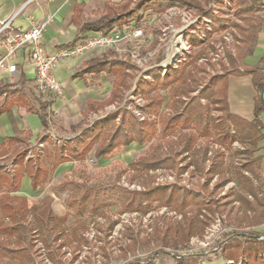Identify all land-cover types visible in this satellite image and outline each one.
<instances>
[{
	"label": "trees",
	"instance_id": "trees-1",
	"mask_svg": "<svg viewBox=\"0 0 264 264\" xmlns=\"http://www.w3.org/2000/svg\"><path fill=\"white\" fill-rule=\"evenodd\" d=\"M205 6L202 7L198 0H122L119 5H113L111 2H105L102 11H95V15L100 17L93 22L81 24L78 28L80 35L87 32L93 34H109L114 29L122 28L131 25L132 27H139L145 18L146 13H163L170 8L176 9H195L197 13H202L210 23L213 24V32H221L226 29V19H218L214 17L213 13L206 8L213 0H202ZM222 3L223 0H216ZM220 9L223 10L221 7ZM233 13L238 18H246L251 20L252 24L248 26L238 27L243 33L242 47L240 48V57L250 55L254 49L257 33L261 28V20L255 13L258 11L255 7L254 0H235L232 5ZM255 16V17H254ZM254 20V22H252ZM192 31L196 30L194 25H191ZM187 34H189L187 32ZM155 35L160 34L156 31ZM206 38L210 36L206 33ZM186 42L190 48L201 47L202 43L197 39L194 33L186 36ZM157 38L150 46L152 51L156 48ZM201 55V54H199ZM198 55L186 56L184 64L176 66L168 70L167 74H161L159 69H152L146 72L152 80H140L138 82L137 91L134 94H141L147 97L152 92L160 91L155 97H147V103L142 107L145 111H155L160 108H170L173 113L169 116H161L160 125L161 131L157 138L165 139L172 130L180 132L177 138L176 147L174 141L165 140L168 144L169 154L161 155L159 147L153 150L145 157L141 158L131 164L134 168L145 169L146 171L157 168L173 169L176 166L178 157L185 162L187 156L191 155V162L187 161L182 168L191 165L198 173L205 171L204 163L208 159L209 152L208 144L203 147L194 149L195 143L198 139L212 140V143L217 144L225 150H231L233 143L240 144L243 151H234L231 155L242 156L243 160L238 168H235L231 177L228 176L229 169L225 162V155L216 152L212 158L211 165L207 174L211 179L214 175H219L221 185L228 181H236L239 185L240 191H232L221 202L219 200H212L210 205H205L199 195H195L183 187L177 185L154 187L147 192H133L122 189L123 212H141L146 214L150 211L154 204L158 207H167L175 213L186 217V210L195 206L206 210L209 214H225L228 225H234V229L224 235L221 252L226 259L237 264L240 258H244L246 262L240 264H264V233L257 231L239 232L238 229L242 226L255 228L264 225V183L257 186L255 181H260L261 172V156H255L257 144L264 139L262 134L263 125L260 120V115L264 113V103L260 97V92L264 87V75L261 73L259 67L250 70L251 83L257 92L254 105V117L251 121L242 120L229 113L226 101L223 98L214 101L215 91L211 85L202 87L201 90L194 96L190 94L196 91L198 79L194 77L192 71H186L188 66L194 65V59ZM161 59V58H160ZM159 59V60H160ZM187 62V63H186ZM134 68V65L124 62L114 56L113 52L101 54L88 59L83 68L77 73L76 77L85 78L90 76L94 80H99L102 74L113 77L112 89L110 92V103L119 98L120 91L125 85L123 75H126V70ZM180 96L188 99V102L183 103L179 100ZM204 99L209 104L206 106L201 104L200 100ZM218 103L220 109L223 110V116L217 124H213L208 113L209 105ZM52 101L45 100L34 104L33 98L26 87V81L23 76H20L17 87H11L8 84L0 83V115L9 113L10 109L17 105L25 109L29 114L38 117L41 126L44 130L49 129V109ZM104 105L95 101H88L86 108L90 112H97L101 110ZM120 123L115 124V120L119 113H110L106 117L96 120L91 127L83 129L80 134L73 137L67 142V147L60 145L55 150L48 154V163L51 169L43 164L39 159L27 160L25 162V152H19L14 159L13 174L5 171V162L0 165V234H6L9 237H15V242L10 243L12 246L0 244V262L4 259L11 263L18 264H35L34 255L37 251L35 249L33 240L34 236H38L41 240L48 259L53 264H61L58 258V251L63 247L76 244H88L89 241L84 236L85 224L80 220H75L73 224L66 228L65 223L68 214L62 217L57 216L52 207L49 198H46L39 204H29L28 200L16 195L20 188L21 179L27 176L30 180V186L33 191L40 188L50 171L55 170L60 165L74 161H83L86 156L94 149V157L96 159L107 160L112 153L119 148H126L132 143L143 145L150 142L156 136L155 124L151 121L138 119L131 113L125 110H120ZM231 126L233 129L231 130ZM219 131H218V130ZM217 130V132H216ZM31 138L30 132L14 130V135L6 140V144L13 145L14 143L27 144ZM48 140L45 137L41 138L42 142ZM4 146L2 149L5 150ZM9 161V160H8ZM7 163V162H6ZM231 169V168H230ZM231 171V170H230ZM244 172H248L249 176ZM228 176V177H227ZM69 184H75L67 182ZM219 185V186H221ZM80 186H84L81 184ZM95 189L85 188L83 192H79L74 201L71 200L69 206H75L77 214H83L84 209L87 208L85 203L89 201L91 206L95 204ZM91 196V197H90ZM249 196L252 198L250 199ZM237 201L241 207L244 208V213L239 214L234 211L233 202ZM248 212L250 213L248 215ZM32 215V220H27V216ZM103 215V214H102ZM109 218V217H106ZM164 217H159L155 220V236H158L159 230L156 223L162 221ZM3 219V220H2ZM8 219V222L5 221ZM202 223V222H201ZM116 222L108 221L107 231L111 230ZM208 223H202L206 226ZM188 226V224H187ZM170 228H167L168 231ZM190 226L183 228L182 239L179 243L173 242V247L177 248L178 244L187 246L189 238L192 234ZM127 232L130 230L127 228ZM105 233V230H100ZM163 233L160 239L164 245H168L167 235ZM33 234H35L33 236ZM131 243L125 248L124 253H133L137 245V239L131 233L129 234ZM262 237V239H259ZM60 241L59 244H56ZM146 240H141L145 243ZM15 245L17 247H15ZM76 249V247H73ZM30 251H33L30 254ZM103 256L108 262L109 256L103 253ZM177 256L176 261L179 264H201L198 262V255H173ZM141 261L136 259L129 264H140ZM144 264V263H143Z\"/></svg>",
	"mask_w": 264,
	"mask_h": 264
},
{
	"label": "rangeland",
	"instance_id": "rangeland-1",
	"mask_svg": "<svg viewBox=\"0 0 264 264\" xmlns=\"http://www.w3.org/2000/svg\"><path fill=\"white\" fill-rule=\"evenodd\" d=\"M198 1L205 8L203 1ZM234 1L223 0L220 4L213 0L206 7L213 13L214 17L226 19V29L221 32H213V24L210 23V20L202 13H197L195 9L176 8H170L163 13H146L139 27H132V23L131 25L117 28V30L119 29L118 34L121 33V35L132 34L135 30H140L141 35L138 38L124 36L123 40L114 47L101 48L87 54L90 59L101 54L113 52L118 59L134 65V68L127 69L125 71L126 75H123L125 85L120 91L119 98L110 103L109 96L114 80L113 77L102 74L99 80H94L90 76H86L80 82L78 93L71 95L69 92L71 98L67 102L66 100L63 102L64 107L62 109L50 107L48 116L49 129L44 130L42 127L37 138L31 139L30 143L26 145L14 143L13 145H8L9 150H4L6 157L9 159L5 163L6 172L13 174L15 168L14 159L19 152L26 153L25 162L30 159H39L40 162L51 169V165L48 163V154L52 153L60 145L67 147V142L70 139L80 134L83 129L91 127L96 120L102 119L110 113H119L115 124L120 123V110L133 114L138 121L146 119L155 124L156 136L150 142L141 146L132 143L126 148H119L107 160L96 159L94 157L95 148H93L85 160L80 162L72 160L60 165L55 170L50 171L49 176L40 188L35 191L29 189L27 195L23 196L31 205L39 204L49 198L51 207L57 216L69 215L65 223L66 228H69L75 220H80L85 224L84 236L89 243H74L60 249L57 253L61 264H129L136 259L141 261L140 264H179L180 262L176 261L177 256L173 255L186 254L198 255V262L201 264H235L233 261L226 259L221 252L222 244L220 243L224 235L234 229V225L227 224L225 214L211 215L202 208L198 210L197 207L191 206L186 210V217L183 218L182 215L167 207L160 208L157 204H154L153 208L146 214L141 212L130 213L123 212L121 204L123 200L122 189L144 193L154 187L173 184L201 196L205 205H210L212 200L222 202L230 192L241 190L236 181H228L221 185L219 175H214L210 179L207 174L213 156L216 152H220L225 155V162L229 169L227 174L231 177L235 171L234 169L238 168L243 160L240 155L234 157L231 155L234 151H243L244 147L236 142L232 144L231 150H225L212 143V140L198 139L194 149L203 147L205 144H208L209 147L208 159L204 163L205 171L201 174L191 165L184 169L182 168L187 161L191 162L192 160V156L187 154L184 155L187 156L185 162H180L182 161L180 157L176 159L178 163L173 169L157 168L146 171L145 169L141 170L131 166L133 162L145 158L153 150L152 148L156 149L159 147L161 155H168L170 153L168 144L164 141H174V147H176V140L180 135V132L174 129L165 136L164 140L157 138L161 131L160 118L161 116L172 115L173 111L170 108H160L150 112L142 109L147 103V97H155L161 93L160 91L152 92L147 97H143V95L138 93L134 94L137 91L140 80L150 81L153 84V80L146 75L148 70L159 69L161 74H167L169 69L176 68L179 65L182 66L187 61V55L191 54L194 58L195 55H198L194 59V65L192 67L188 66L186 69V71H192L194 77L198 79L196 91L190 95H196L202 87L210 86L211 81H214V84L211 85L215 91L214 101L221 99L223 81L227 76L245 72L239 55L243 44V33L235 24L248 26V24L252 23L247 17L244 19L234 15L232 10ZM221 7L223 10L220 9ZM191 25L196 27L195 31L190 29ZM156 31L160 36L155 35ZM187 32L189 34L194 33L197 39L201 41L202 46L190 48L186 42V36L189 35ZM206 33L210 34L208 38L205 36ZM156 38V48L150 51L149 48ZM29 93L35 105L39 101H44V99L49 101L56 99L52 94L48 92L41 93L37 89L30 90ZM89 100L104 105V107L97 112H90L86 108V102ZM179 100L183 103L188 102V99L184 96H180ZM200 102L206 106L209 104L204 99H201ZM208 113L213 119L211 121L214 125L223 116V110L220 109L218 103L209 105ZM230 129L232 130L233 127L231 126ZM42 137L48 140L42 142ZM40 141L44 147L40 152H37L36 145ZM3 162L4 160H1L0 165ZM244 174L249 176L248 172H244ZM67 182L77 183V185ZM262 183L264 181H262L260 175V181H255V184L260 186ZM81 184L84 186H80ZM85 188L95 189V204L91 206V203L87 201L85 203L87 208L84 209V213L77 214L76 207L69 205L71 200L74 201L77 194L83 192ZM18 195H20L19 192ZM249 198L252 199L250 196ZM233 207L234 211L239 214L245 211L237 201L233 202ZM159 217H164V220L156 223L159 230L158 236H162L165 230L170 228L165 233L168 245H164L160 239L161 237L155 236L156 227L154 222ZM27 220H32V215H28ZM5 221L8 222L6 219ZM108 221L116 222L109 231H107ZM201 222L208 224L202 226ZM189 226L192 228V234L187 246L178 244V247L174 248L172 246L173 242L179 243L182 239L181 230L183 228L187 229ZM127 228L130 232H127ZM100 230H105L106 232L103 233ZM250 230L264 233V225L255 228L242 226L238 229L239 232ZM130 233L137 239V245L133 253L128 252L125 254V248L131 243ZM11 238L1 233L0 244L12 246L13 244H10V240L12 243L15 241ZM32 239L34 247L36 242H41L38 236H34ZM141 240L146 241L143 243ZM59 243L60 241L56 242V244ZM15 247L17 246L15 245ZM73 247H76V249H73ZM33 250L36 251V248ZM32 253L33 251H30V254ZM103 253L109 256L108 262H106ZM262 256L264 257V255ZM34 258L35 264H47L43 257L40 258L38 256L37 252ZM242 262H246L243 257L240 258L237 264ZM0 264L15 263L4 259L3 263L0 262ZM49 264L53 263L49 260Z\"/></svg>",
	"mask_w": 264,
	"mask_h": 264
},
{
	"label": "crops",
	"instance_id": "crops-1",
	"mask_svg": "<svg viewBox=\"0 0 264 264\" xmlns=\"http://www.w3.org/2000/svg\"><path fill=\"white\" fill-rule=\"evenodd\" d=\"M121 1L35 0L33 3L26 4L27 0H0V21L9 18L11 19V26L14 29L27 30L39 22L50 18L42 36V44L46 51L51 53L60 48L71 46L78 39L94 35L91 32L80 35L78 33L79 26L98 19L100 16L95 15V11H102L105 2L119 5ZM254 1L255 7L258 10L255 15L261 20V28L257 33L254 49L250 55L245 56L241 60L245 72L229 75L224 79L222 85L223 95L221 97H224L229 113L245 121L253 119L255 99L257 97V92L251 83L249 71L255 67H259L261 73L264 75V0ZM1 54L0 50V56ZM88 56L86 53L73 59L62 60L57 64L54 69V75L61 83L64 93L63 97L51 100L52 108L62 109L64 107L63 102L65 100L67 102L72 94L78 93L80 82L85 78H79L76 75L89 59ZM12 63L16 67V74L11 76L6 71L0 69V83L17 87L20 76H23L28 91L37 89L34 80L35 70L30 61L28 51L26 49L20 50L13 58ZM259 118L263 125L262 134L264 135V113ZM41 128L42 126L37 116L27 113L25 109L17 105H14L9 113L1 114L0 161L4 160L6 163L9 160L2 148L6 146L5 150H9L6 140L14 135V130L30 132L31 140L37 138ZM30 140L28 143H30ZM254 155L262 157L260 175L262 181H264V139L258 142ZM29 189H31L30 180L27 176H23L18 191L20 193L19 196L27 195ZM16 194L18 195V193Z\"/></svg>",
	"mask_w": 264,
	"mask_h": 264
},
{
	"label": "built area",
	"instance_id": "built-area-1",
	"mask_svg": "<svg viewBox=\"0 0 264 264\" xmlns=\"http://www.w3.org/2000/svg\"><path fill=\"white\" fill-rule=\"evenodd\" d=\"M34 1L27 0L26 4L33 3ZM49 21L50 18L39 22L30 29L17 30L11 26V19L1 20L0 50L2 54L0 56V69L14 76L16 74V67L12 63V60L20 50L26 49L30 61L34 66V80L37 90L41 93L48 92L55 98L62 97L64 93L61 83L54 75V69L60 61L73 59L101 48L114 47L123 40L124 36L138 38L141 35L140 30H135L132 34L121 35V33L118 34L119 29H114L109 34H94L86 38H81L69 47H63L48 53L42 44V36ZM36 147V151L40 152L44 145L42 142H38ZM12 238L15 241V238ZM259 239H262V237H259ZM10 242L12 241L10 240ZM35 248L38 256L40 258L43 257L44 261L49 264L43 244L36 242Z\"/></svg>",
	"mask_w": 264,
	"mask_h": 264
},
{
	"label": "water",
	"instance_id": "water-1",
	"mask_svg": "<svg viewBox=\"0 0 264 264\" xmlns=\"http://www.w3.org/2000/svg\"><path fill=\"white\" fill-rule=\"evenodd\" d=\"M260 97L264 103V87L262 88L261 92H260Z\"/></svg>",
	"mask_w": 264,
	"mask_h": 264
}]
</instances>
